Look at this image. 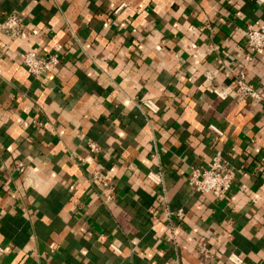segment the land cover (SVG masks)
I'll use <instances>...</instances> for the list:
<instances>
[{"label": "crops", "instance_id": "1", "mask_svg": "<svg viewBox=\"0 0 264 264\" xmlns=\"http://www.w3.org/2000/svg\"><path fill=\"white\" fill-rule=\"evenodd\" d=\"M262 22L264 0H0V264H264V98L213 92L242 71L264 96ZM215 155L221 199L187 183Z\"/></svg>", "mask_w": 264, "mask_h": 264}, {"label": "built area", "instance_id": "2", "mask_svg": "<svg viewBox=\"0 0 264 264\" xmlns=\"http://www.w3.org/2000/svg\"><path fill=\"white\" fill-rule=\"evenodd\" d=\"M24 24L22 18L16 13H10L1 24V31L11 39L17 38L23 31ZM245 46L252 54H260L264 49V22L258 27L248 24L244 32ZM60 60V47L53 46L52 49L45 52L42 56L36 55L33 51H27L23 54L22 63L26 72L34 77L45 74L51 68L55 67ZM234 88L231 92L215 87L213 92L221 98L233 97L238 99L251 98L261 100L264 98L255 87L246 80L242 71H239L231 80ZM145 103V101H143ZM91 151H96L97 146L93 142L88 143ZM147 176L160 183L159 173H148ZM92 179L99 184H106V177L98 171L92 172ZM187 183L192 191L200 194H209L214 199H221L227 196L232 188L233 174L227 168L226 164L219 155L211 158L206 167H192L188 176ZM171 214L180 216V209L171 212H164V217L170 218ZM3 254V248L0 246V257ZM208 254V253H207ZM231 261L232 259L229 258Z\"/></svg>", "mask_w": 264, "mask_h": 264}]
</instances>
